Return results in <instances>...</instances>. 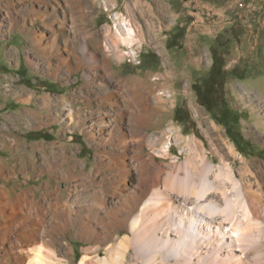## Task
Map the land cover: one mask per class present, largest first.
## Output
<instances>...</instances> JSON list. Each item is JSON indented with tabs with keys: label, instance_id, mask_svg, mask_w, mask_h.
I'll use <instances>...</instances> for the list:
<instances>
[{
	"label": "rangeland",
	"instance_id": "374dc122",
	"mask_svg": "<svg viewBox=\"0 0 264 264\" xmlns=\"http://www.w3.org/2000/svg\"><path fill=\"white\" fill-rule=\"evenodd\" d=\"M37 35H44V46L62 49L68 62L60 60L57 68L53 56L50 68L49 56L33 44ZM215 47L226 61L225 106L209 112L193 86L208 77ZM72 108L77 120L93 127L95 139L73 126L45 122ZM225 108L233 117L221 123ZM36 116L44 122L39 124ZM101 118L110 124L107 133L118 125L128 136L135 186L166 183L176 199L168 211L174 210L179 222L186 220L193 231L200 221L201 214L183 204L186 199L216 211L232 235V226L243 230L244 210L234 200L250 183L264 195V126L259 123L264 121V0H0V231L11 224L4 209L9 215L11 207L24 208L31 200L36 208L41 202L42 212L14 213L26 219V226L43 220L48 227L54 221L50 229L62 264H81L86 255L92 258L86 264L111 261L127 232L113 230L114 238L101 244L87 238L79 225L67 223L58 209L65 199L74 200L65 172L69 165L55 162L59 142L80 161L72 169L73 189L91 188L94 182L97 187L115 177L101 145ZM37 143L47 148L32 151L29 147ZM49 148L57 151L55 159ZM166 217L159 223L168 230L172 225ZM258 221L264 224V214ZM228 230H211L219 251L215 257L228 256ZM156 237L133 244L124 264H147L142 252L156 253L158 264H195L165 260L168 238ZM258 242L250 261L264 253V242ZM1 243L0 264H14L6 253L11 244L1 248ZM63 243L72 247V255ZM199 259L198 264L215 262H206L204 255Z\"/></svg>",
	"mask_w": 264,
	"mask_h": 264
},
{
	"label": "bare ground",
	"instance_id": "6f19581e",
	"mask_svg": "<svg viewBox=\"0 0 264 264\" xmlns=\"http://www.w3.org/2000/svg\"><path fill=\"white\" fill-rule=\"evenodd\" d=\"M43 42L44 35H37L33 38L34 46L43 50V56H49L47 64L50 68L54 66L53 56L58 58L55 59V66L57 68H59L57 64L61 62L60 60L68 62L62 49H57L55 52V45L50 43L44 46ZM56 71L58 72L57 69ZM45 100L47 102L53 101L50 96H46ZM66 100L67 98L63 97L61 101ZM74 112L75 110L72 108V110H68L66 115L53 116L52 119H48L49 117H47L45 122L48 125L59 122L63 126H68L69 128L73 126L75 129H80L90 140L95 139L96 133L92 129L93 127L87 129L81 118L77 120L76 117H74ZM36 119L39 121V124L44 122L43 118L40 116H36ZM259 123L261 126H264V121L261 119ZM108 124L101 118L98 123V130L101 131L103 136L101 145L105 147L104 153L106 155L108 154L110 160L113 162L111 168L114 171V173H112V175L114 174L115 176L114 178H109L105 183L97 184V187H95L94 182L91 188L85 185L82 190H79L77 186L73 189L74 177L72 176V169L76 171L79 168L80 161L68 154L62 142H59L60 157L55 161L58 167L69 165V168L65 169V172L71 183L69 197L73 194L74 200L70 201L69 198H67L64 200L62 206L58 208L66 213H64V216L67 223L70 225H79L87 238L98 241L101 244H106V242L114 238L112 234L113 230L115 232L125 231L128 233L121 239L118 245V252L113 254L111 261L105 258L104 260L106 261L103 260V262L101 260V264H124L133 244H141L143 241H147L148 238H153L156 241V236L158 235L168 238V242L166 243L167 248L163 250V252L167 251V253L162 254L167 261L184 258L189 263L194 262L198 264L199 258L201 255H204L206 262L215 260L214 263L208 262L204 264H264V253L257 255L254 261H250L249 259L251 252L257 248L259 239H262L264 242V224L258 221L262 219L264 214V195L255 191L252 183L247 185L244 196H238L237 199L234 200V206H240L244 210V218L242 219V225H244L243 230L238 226L234 227L229 225L232 226V235L226 228V221L221 220L219 216H217L216 211H211L207 206L201 205L199 202L195 205H191L190 201L185 199L183 204L188 210L194 208L196 213L199 212L201 214L199 215L200 221L197 220L198 222H195L196 229L194 228V230L191 231V228L187 226L186 220L179 222L180 220H177L178 217L175 211H168L170 202L176 199L169 195L166 183L161 186L158 183L159 180L158 182H151V185H145L146 187H141V185L135 186V182L131 179L132 173L130 171L135 165L129 164L128 162L129 149L131 148V143L127 139L128 136L126 137L123 134L122 128L118 125L114 128L112 127L113 129H110V132L107 133ZM65 134L67 135V133ZM111 147L113 151L109 150ZM29 148L33 151L36 148L46 149L47 147L43 143H37ZM49 150L55 159L57 151L54 148H49ZM28 156L32 159L31 153L28 154ZM82 170L85 171L84 169ZM62 173H64V171ZM233 176L235 178L234 174ZM26 178L28 181L32 179L29 174H27ZM261 187L263 188L264 185ZM178 201H180L179 197ZM30 202L31 200H29V202L26 201L24 208L20 207L19 209L17 207H11L10 210L12 211H10L9 215L8 212H5V209L3 210L5 217L11 224L10 226L8 225L9 227L5 225L3 229L1 227V248H5V243L11 244L9 251L6 253L14 257V264H62L57 256L58 248L56 247L53 228L50 229L54 223L53 219L52 224L49 223L48 227H46V223L43 220L39 225L32 227L26 226L24 223L26 219H20V215L14 213L17 210H21L26 211L28 216H31V213L37 211L39 208L41 212L46 210V207L41 202L36 205V208ZM32 207L34 209H32ZM163 217L168 218L170 226L172 225L168 230L162 228L163 226L159 223ZM172 221H178V224ZM213 228L217 230L223 229V232L228 230V232L226 231L227 233L224 234V239L231 240V245L230 247H224L226 248L224 252L228 254L226 258L219 255L215 257L213 255V252L216 251L213 246L217 245L215 235H213L212 238L211 234ZM208 230H210L209 234H207ZM195 233H197V235H193ZM206 239L209 240L205 241ZM61 247L66 250L67 255H72L73 250L68 243L61 244ZM108 249L112 250L113 248L109 246ZM171 250L177 252L176 258L169 252ZM202 250L207 251L204 252ZM237 252H239V254H237ZM142 253H144L143 258L146 261L145 263L158 264L156 263L158 260L156 253L152 252L153 254L150 255L145 254V252ZM216 253H219V251H216L215 254ZM135 257L136 259L140 258L139 254L135 255ZM150 257L154 259L150 260ZM90 258L91 257L86 255L81 264H86Z\"/></svg>",
	"mask_w": 264,
	"mask_h": 264
},
{
	"label": "trees",
	"instance_id": "16d2710c",
	"mask_svg": "<svg viewBox=\"0 0 264 264\" xmlns=\"http://www.w3.org/2000/svg\"><path fill=\"white\" fill-rule=\"evenodd\" d=\"M212 57L213 64L208 77L203 81V83L195 84L193 86L200 104L209 112H213V110L218 106H225V101L222 98V86L225 83V57L216 47L212 50ZM178 113L179 111H177V117L179 116ZM221 117L222 118H218V121L225 123L227 119L233 117V112L230 109L225 108Z\"/></svg>",
	"mask_w": 264,
	"mask_h": 264
},
{
	"label": "built area",
	"instance_id": "2783aa9c",
	"mask_svg": "<svg viewBox=\"0 0 264 264\" xmlns=\"http://www.w3.org/2000/svg\"><path fill=\"white\" fill-rule=\"evenodd\" d=\"M135 55V54H134ZM134 55L132 57H134Z\"/></svg>",
	"mask_w": 264,
	"mask_h": 264
}]
</instances>
